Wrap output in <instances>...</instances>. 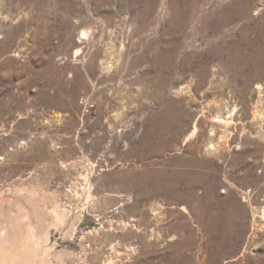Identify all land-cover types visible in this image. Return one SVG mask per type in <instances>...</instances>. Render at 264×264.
Wrapping results in <instances>:
<instances>
[{"label":"rangeland","instance_id":"rangeland-1","mask_svg":"<svg viewBox=\"0 0 264 264\" xmlns=\"http://www.w3.org/2000/svg\"><path fill=\"white\" fill-rule=\"evenodd\" d=\"M263 36L264 0H0V255L264 264Z\"/></svg>","mask_w":264,"mask_h":264},{"label":"bare ground","instance_id":"bare-ground-1","mask_svg":"<svg viewBox=\"0 0 264 264\" xmlns=\"http://www.w3.org/2000/svg\"><path fill=\"white\" fill-rule=\"evenodd\" d=\"M87 31H84V34L85 35H87ZM264 37V36H263ZM249 42V44L251 45V42L250 41H248ZM255 52H257V51H255ZM250 58H249V60L246 62V64H250V62H252V57L251 56H249ZM264 67V66H263ZM178 92H180V89H178ZM263 98L261 97V96H259V98H258V100H257V104H260V103H262L263 102V100H262ZM258 111V110H257ZM167 113H168V115H169V117H170V119H169V121H168V126H170V127H173L174 126V123H175V117L172 115V111H171V109H168L167 110ZM258 114V113H257ZM179 120V119H178ZM227 124H229V121L228 120H226V119H223ZM222 120V121H223ZM262 122V121H261ZM176 125V124H175ZM167 126V127H168ZM175 128V127H174ZM169 129V128H168ZM173 129V128H172ZM176 129V128H175ZM216 131L218 132V134H222V138L223 139H225V135H226V133H224V132H221L219 129H216ZM225 141V140H224ZM213 146H212V149H213V151L212 150H210V152L211 153H218V152H220V151H223V149H222V147H221V144L219 143V144H216V143H214V144H212ZM210 149V148H209ZM153 175V174H152ZM150 177V176H149ZM159 179H160V183H162L163 182V179L164 178H162V177H159ZM142 180H140V179H138V180H135L134 181V184H130V185H136V184H139L140 182H141ZM163 190V187H157L156 186V188L155 189H152V190H147L148 191V193H150V192H156V193H159V192H161ZM146 194V193H145ZM21 255V254H20ZM20 255H18V257L17 258H11V260H13L14 262H16L18 259H19V257H20ZM12 257V256H11ZM0 264H9V260H7V258L5 257V256H1L0 255Z\"/></svg>","mask_w":264,"mask_h":264}]
</instances>
